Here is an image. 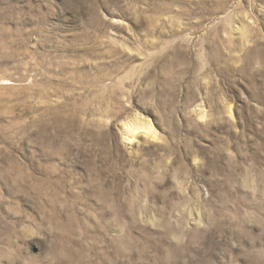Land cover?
I'll use <instances>...</instances> for the list:
<instances>
[{
	"label": "rangeland",
	"instance_id": "rangeland-1",
	"mask_svg": "<svg viewBox=\"0 0 264 264\" xmlns=\"http://www.w3.org/2000/svg\"><path fill=\"white\" fill-rule=\"evenodd\" d=\"M0 264H264V0H0Z\"/></svg>",
	"mask_w": 264,
	"mask_h": 264
},
{
	"label": "bare ground",
	"instance_id": "bare-ground-1",
	"mask_svg": "<svg viewBox=\"0 0 264 264\" xmlns=\"http://www.w3.org/2000/svg\"><path fill=\"white\" fill-rule=\"evenodd\" d=\"M139 129H141V128H139ZM139 129H138V128H134L132 132H133V133H136L135 131H137V130H139ZM122 232H123V231H122Z\"/></svg>",
	"mask_w": 264,
	"mask_h": 264
}]
</instances>
